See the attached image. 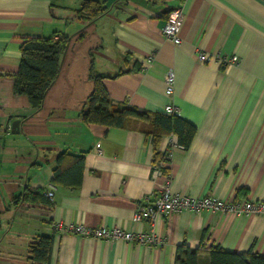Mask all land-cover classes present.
Instances as JSON below:
<instances>
[{
	"label": "crops",
	"instance_id": "1",
	"mask_svg": "<svg viewBox=\"0 0 264 264\" xmlns=\"http://www.w3.org/2000/svg\"><path fill=\"white\" fill-rule=\"evenodd\" d=\"M83 1L0 0V264H30V242L47 234L49 264H174L180 244L200 249L199 264H208L211 246L264 256L260 214L173 212L157 219L162 243L152 247L55 228L60 222L148 231L150 222L133 213L164 182L150 176L153 148L154 161L171 148L166 167L175 193L264 200V0H102L106 11L93 19L79 15ZM176 6L183 11L178 44L162 34ZM55 33L70 40L41 108L33 110L14 90L20 47L25 38ZM196 49L212 58L198 61ZM216 55L238 60L224 65ZM170 70L175 83L167 96ZM98 75L115 102L160 113L167 103L177 107L195 125L190 145H174L173 135L152 143L140 123L84 122L81 110ZM15 119L19 128L11 131ZM62 151L84 157L78 189L51 182ZM51 186V203L13 202L26 188Z\"/></svg>",
	"mask_w": 264,
	"mask_h": 264
},
{
	"label": "trees",
	"instance_id": "2",
	"mask_svg": "<svg viewBox=\"0 0 264 264\" xmlns=\"http://www.w3.org/2000/svg\"><path fill=\"white\" fill-rule=\"evenodd\" d=\"M105 11L106 6L102 0H84L78 9L79 15L85 19H93ZM69 40V36L59 33L50 37L24 39L20 47V64L15 77L14 90L16 93L27 95L33 110L41 108L45 93L56 79L61 56ZM93 80V89L87 97L85 107L81 110V118L84 122L119 128H125L131 122L140 123L148 126L152 143L153 139L156 140L162 135H173L176 144L182 148L190 145L195 134V125L179 113L139 111L127 103L115 102L108 95L102 76H94ZM154 150L155 148H153V161L155 156H158ZM83 170V155L62 151L56 157L51 182L78 189ZM164 172L169 173L167 167H164ZM44 192L45 190L42 189L26 188L13 198V202L15 205L20 202L51 203ZM52 246V234L40 235L31 241L27 254L30 264H49ZM200 254V249L180 244L176 248L174 264H199ZM207 256L208 264H264V256L251 251L244 253L228 251L219 246H211Z\"/></svg>",
	"mask_w": 264,
	"mask_h": 264
},
{
	"label": "built area",
	"instance_id": "3",
	"mask_svg": "<svg viewBox=\"0 0 264 264\" xmlns=\"http://www.w3.org/2000/svg\"><path fill=\"white\" fill-rule=\"evenodd\" d=\"M183 17L182 8H174L167 16L165 23L162 27L163 36L174 44L181 42L178 34ZM195 54L197 60L200 62L209 61L212 56L208 55L201 49H196ZM216 60H220L224 65L230 63H237V56L221 57L220 55L214 56ZM152 59V55L147 57V61ZM165 94L171 96L174 90L175 75L173 71H169L165 77ZM167 114L179 113V109L167 103L164 107ZM180 148V145L174 144ZM171 157V148H167L161 158L156 162H151L150 176L152 180L164 177V182L160 184L153 197L145 196L144 201L139 203L133 213V219L136 221L148 220L150 222V229L148 231H129L116 226H98L90 227L81 223H56L57 230L78 234L82 237H91L95 239H111V240H124L133 242L135 244H145L148 246H157L162 243L158 235L156 221L159 217H167L173 212H180L189 210L198 212L201 210H211L220 212H232L238 215L260 214L264 215V200H245L243 202H232L225 198L215 196L196 197L184 193H175L170 188V173L164 172V167L167 166ZM44 195L49 201H53V186L44 192Z\"/></svg>",
	"mask_w": 264,
	"mask_h": 264
},
{
	"label": "water",
	"instance_id": "4",
	"mask_svg": "<svg viewBox=\"0 0 264 264\" xmlns=\"http://www.w3.org/2000/svg\"><path fill=\"white\" fill-rule=\"evenodd\" d=\"M19 128V120L18 119H15L12 121L11 123V131H17Z\"/></svg>",
	"mask_w": 264,
	"mask_h": 264
}]
</instances>
